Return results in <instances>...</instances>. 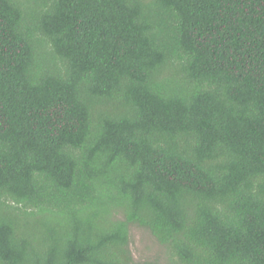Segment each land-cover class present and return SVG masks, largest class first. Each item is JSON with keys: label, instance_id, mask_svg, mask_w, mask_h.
<instances>
[{"label": "trees", "instance_id": "trees-1", "mask_svg": "<svg viewBox=\"0 0 264 264\" xmlns=\"http://www.w3.org/2000/svg\"><path fill=\"white\" fill-rule=\"evenodd\" d=\"M0 264H264V0H0Z\"/></svg>", "mask_w": 264, "mask_h": 264}, {"label": "rangeland", "instance_id": "rangeland-1", "mask_svg": "<svg viewBox=\"0 0 264 264\" xmlns=\"http://www.w3.org/2000/svg\"><path fill=\"white\" fill-rule=\"evenodd\" d=\"M130 236V246L136 260L164 257L165 247L148 230L132 225Z\"/></svg>", "mask_w": 264, "mask_h": 264}]
</instances>
